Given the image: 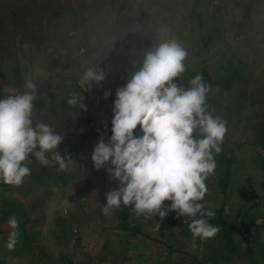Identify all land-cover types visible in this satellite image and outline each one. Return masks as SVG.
<instances>
[{
	"label": "trees",
	"instance_id": "16d2710c",
	"mask_svg": "<svg viewBox=\"0 0 264 264\" xmlns=\"http://www.w3.org/2000/svg\"><path fill=\"white\" fill-rule=\"evenodd\" d=\"M114 1L78 0L73 6L64 5L61 0H0V100L9 96L4 94L5 87L16 96L29 91L25 87L27 81L35 83L37 99L34 101L33 124L45 123L63 136L60 154L71 158L68 168L58 171L54 160L48 166L38 165L40 163L31 154L27 165L31 174L24 181L36 182L48 189L62 188L67 192L72 185L87 178V184L92 182L97 187L102 201L87 212L85 207L90 200L83 194L78 195L77 215L84 217L88 214L90 220L104 221L106 216L102 208L107 203L106 193L118 190L119 182L111 179L106 169L87 170L82 162L92 160L93 150L101 137L105 143H110L117 90L140 70L147 52L154 51L161 43L174 40L186 50L187 55L199 59L202 65L193 71L189 63H184L185 71L174 83L184 87L197 74L202 75L204 82L211 87L206 100L207 109L213 116L227 121L228 133L222 152L215 158V174L206 181L208 192L201 201L206 209L215 213L214 217L205 218L220 227L221 231L214 239L204 242L197 239V246L193 247L192 234L188 226L181 223L186 218L178 219L176 212H170L162 221L159 216L145 219L136 216L131 206L123 205L111 214L116 224H104L103 227L137 232L145 238L153 233L159 235V242L169 254H181L174 262L169 256L168 264H236L241 258V243L245 244L244 249H248L246 263L256 264L252 256L255 244L245 237V231L254 226L264 230L262 195H256L251 204L240 206L236 212L229 200L235 177L250 164H253L254 170L261 172L259 185L264 188V18L259 14V10H264V0L238 1L242 22L249 27V38L237 46L221 44L215 50V56L209 58H204L205 51L218 45L220 36L208 25L207 21L210 22L211 18L206 16L202 0H157L154 3L148 0L147 8L138 11L135 17L129 15L128 6L124 11L116 12L112 8ZM125 1L131 3V0ZM65 13L80 14L83 18L81 25L87 30L84 35L85 57L89 61L86 70L102 69L106 74L101 85H93L99 99L97 107H94V97L93 101L90 98L92 89L85 90L81 85L67 83L58 52L45 53L42 49L47 42L64 43L69 39L67 30H56L58 20ZM164 25L170 29L158 38L159 29H164ZM109 38L110 41L106 42ZM144 42L147 46L143 45ZM99 49L100 52H97ZM36 69H40L41 73ZM73 92L85 98L87 111L67 104L69 94ZM108 92L111 95L105 99ZM244 131L249 135L244 136ZM136 135H142L139 127ZM239 136L245 137L242 139L244 142L235 140ZM247 143L251 154L239 158V148ZM50 157L51 154L48 155ZM253 184H256L255 179ZM0 185L7 186L2 181ZM5 192L6 189H3L0 195ZM166 204L170 205V202ZM21 207L20 200L13 202L12 196L5 194L0 198V215L4 219L16 216L19 233L30 239V232L21 229L26 221L17 214V209ZM74 215L76 211L71 210L69 214L55 218V221L67 225ZM259 219L261 223L256 225ZM158 221L160 230L154 231ZM8 237L9 234L0 238V264L5 256L27 258L33 255L31 247L19 238L15 250L9 251L6 247ZM17 250L22 251L17 253ZM86 256L88 264L90 254L86 253ZM103 260L101 256L98 262ZM35 261L40 264L54 263L46 250L36 255ZM67 263L71 264V261Z\"/></svg>",
	"mask_w": 264,
	"mask_h": 264
},
{
	"label": "clouds",
	"instance_id": "9594fccd",
	"mask_svg": "<svg viewBox=\"0 0 264 264\" xmlns=\"http://www.w3.org/2000/svg\"><path fill=\"white\" fill-rule=\"evenodd\" d=\"M186 50L176 41L161 43L145 54L140 70L117 90L110 143L103 137L95 146L92 161L97 170L106 169L119 182L118 190L106 193L102 213L109 216L121 205L131 206L138 217L162 221L170 212L184 217L192 234L193 247L214 239L220 227L209 223L215 213L201 203L208 188L206 181L215 174L216 156L228 133L227 121L206 107L210 85L197 74L191 87H178L174 80L185 71ZM106 79L102 69L89 68L80 84L85 90L101 85ZM29 90L0 100V181L20 187L31 174L29 157L43 166L51 159L58 171L68 168L71 159L62 156L63 136L45 123L33 124L37 85L27 81ZM111 95L105 93V99ZM84 97L69 94L67 104L87 111ZM140 129L142 135H136ZM166 202H170L166 204ZM12 229L6 247L14 251L18 243L19 222L8 220ZM160 222L154 231L160 230Z\"/></svg>",
	"mask_w": 264,
	"mask_h": 264
},
{
	"label": "rangeland",
	"instance_id": "374dc122",
	"mask_svg": "<svg viewBox=\"0 0 264 264\" xmlns=\"http://www.w3.org/2000/svg\"><path fill=\"white\" fill-rule=\"evenodd\" d=\"M156 1L157 0H152V3ZM202 1L204 8H206V16L211 18L210 22L207 21L208 25H211L212 31L220 36L218 45H215L208 51L206 50L204 58L215 56V50L218 49L221 44L237 46L249 38V27L246 23L242 22V12L238 5L239 0ZM61 2L64 5L74 6L77 4L78 0H61ZM147 2L148 0H131V3H127L125 0H115L112 8H114L116 12H122L128 6L129 15L135 17L138 11L147 8ZM177 9L178 6L175 5V10ZM259 14L264 18V10H259ZM86 15L88 16L89 13ZM82 19L80 14L65 13L61 19L58 20V29L56 30H67L69 39L67 38L64 43L47 42L42 47L45 53L54 50L58 52V55H60L59 60L64 65V75L67 83L71 86L76 84L81 85L80 80L83 73L87 71L86 68L89 64V61L86 60L85 57L86 50L84 45V35H86L87 30L81 25ZM169 29L170 27L166 25H164V29H159L158 38L162 37ZM209 30L211 32V28H209ZM113 36L114 35H110V37ZM109 41L110 38L106 40V42ZM143 45L147 46L145 42ZM100 50L101 49L97 52H100ZM184 63H189L193 71L198 70L202 66L199 64V59H192L189 55H187ZM36 72L41 73V70L36 69ZM81 86L86 88L85 85ZM189 87L190 84L185 83L184 87L181 88L186 89ZM94 90L96 89L92 87V91H90L92 96L90 98L91 101H93L94 97V107H97L95 98L98 97ZM3 91L6 95L14 96L6 87ZM248 135V132L244 131V136ZM244 136H239L235 140L244 142V140H242L245 138ZM247 146H249L248 143L239 148V158L251 154V149L247 148ZM38 163L40 162L38 161ZM51 164H53L52 159L49 165ZM82 166L87 170H95L92 160H84ZM260 174L261 172L254 170L253 164H250L248 167H243L239 176L235 177L236 182L232 185L231 199L229 200L233 205L234 212L242 205L251 204L254 197L258 194L262 195L261 200L264 203V188L259 185V182H261ZM251 175L253 177H250ZM86 179L72 185L71 190L67 192L58 187L49 189L44 188L36 182L24 181L23 184L18 187L21 192L14 186L7 185L5 187L4 185H0V191L6 189V192L4 195H0V198L4 197L6 194L12 196L13 202L19 199L22 204V207L17 209V214L26 220L25 225H23L21 229L30 232L31 240L24 237L22 234H20L18 238L21 242L25 243V245L31 247L30 253L33 254L27 256V258L25 256H17L14 258L5 256L2 264H40L35 261V258L36 255L40 254L43 250L50 253V257L54 260L53 264H68L67 261L69 260L71 264H87L86 253L90 254V256H88V259H90L88 264H168V260L169 258L171 259V256L173 262L178 260L181 254L178 252H174L172 255L169 254L167 249L159 242V235L155 233L150 235L151 237L145 238L137 232L104 228V224H116L117 221L112 215L106 216V219L101 223L90 220L88 214L84 217L77 215L80 203L77 198L78 195L83 194V197L90 200L87 204L88 207H85L87 212L91 207L98 205L102 201L97 187H94V185L91 184L92 182L87 184ZM254 179L256 180V184H253ZM105 201L107 202V200ZM71 210L76 211V215H74L69 224L63 225L61 222L55 221V218L65 216L69 214ZM8 220L9 219H4L0 215V238L8 235L11 230L8 225ZM181 223L183 226H188L185 219H183ZM260 223L261 219L258 220L256 225ZM245 233V237L252 239L251 242L255 244L252 253V256L255 258V263L264 264V230L254 226V228L245 231ZM1 244L3 245V243ZM241 245V258L236 264H247L248 249H244L245 244L241 243ZM21 251L22 250H17V253ZM101 256L104 260L98 262ZM32 261L34 262L32 263ZM42 264L50 263L45 262Z\"/></svg>",
	"mask_w": 264,
	"mask_h": 264
},
{
	"label": "built area",
	"instance_id": "2783aa9c",
	"mask_svg": "<svg viewBox=\"0 0 264 264\" xmlns=\"http://www.w3.org/2000/svg\"><path fill=\"white\" fill-rule=\"evenodd\" d=\"M95 101L97 102V104H98V102H99V99L98 98H95Z\"/></svg>",
	"mask_w": 264,
	"mask_h": 264
}]
</instances>
